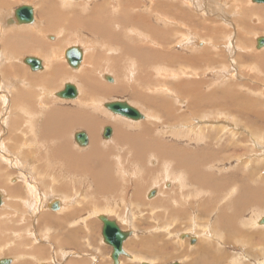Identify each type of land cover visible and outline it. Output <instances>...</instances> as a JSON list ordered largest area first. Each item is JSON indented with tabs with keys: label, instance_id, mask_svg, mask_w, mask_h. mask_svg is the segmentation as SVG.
Listing matches in <instances>:
<instances>
[{
	"label": "bare ground",
	"instance_id": "1",
	"mask_svg": "<svg viewBox=\"0 0 264 264\" xmlns=\"http://www.w3.org/2000/svg\"><path fill=\"white\" fill-rule=\"evenodd\" d=\"M233 1L236 3L235 11L232 12L231 10L227 14L225 9H231L233 6L232 0H226L224 2L222 0H185V2L184 0H89V12L85 18L78 15L69 16L66 27L70 30L77 28L84 29L89 34L100 36L101 50L96 51L97 56L94 58L85 60V56H83L77 68L70 66L66 60V53L71 49L70 47L64 48L61 53L56 52L61 59L66 61L67 66L58 63L55 66L56 70H54L53 76L56 75V79L53 88L62 80L68 82V79L72 76L71 69L78 70L84 65L87 70L82 76L84 80L83 85L90 83L88 85L95 87L96 91L100 92V95H105L103 92L106 90L109 92L118 91L116 93L118 94L119 92L132 89L133 94L138 99L144 100V104L147 103L148 105L149 103L150 105L146 107V104H142L145 107L140 106L141 108L137 110L143 118L133 120L115 114L106 107L110 102L121 100H114L112 97L113 100L111 101H107L106 99L101 104L99 101L97 106L100 109L95 105L92 108L90 107L91 110L103 109V113L112 114L109 118L112 119L113 117L112 120L119 123H114V125L102 124L100 129H94V132L90 131L88 133V129L83 124L76 123L78 117L76 119L72 118L69 116L71 113H64V110L61 111L62 108H47L44 105L29 107L32 106L31 92L15 94L14 102L12 101L14 107H8L11 104L3 107L1 103L0 225L3 228L5 219L16 217L14 226L10 228V231L12 230L16 233L7 240L8 243L11 242V239L16 238L17 240L13 241V243H16H14L16 246L10 245L4 248L2 245L4 249H2L1 255L12 253V256L11 258L0 256V261L8 259L10 260V264H34L33 261L36 258L39 264H55V258L53 261H48V259L41 260L43 258L41 253L44 251L42 249L45 245H49L43 237H53L55 239L54 235L57 232L53 231L52 234V230L58 232L61 230L65 231L67 240L60 243V246H65L66 250L72 244V246L76 247L77 245L78 247L83 239L86 245L87 239L91 238L90 236L94 232L91 230L92 222H89L90 224L87 226V219L92 216L85 218L83 214L86 212H84L86 202L94 207L92 214L97 218L101 216L107 217L109 215L111 217L109 218L108 216L107 218L117 223L118 219H122L123 216L126 221L124 224L131 226L134 221V216L130 210H127L123 214L121 213L117 205L119 202L117 201V188L120 187L119 180L122 177H129L134 171L133 169L126 171L122 167L133 168V165H135L136 169L141 168L144 177L145 175L146 177L147 175L149 176L146 180L142 177V180L145 183H151V185L143 192H137L138 198L134 200L135 202L133 201V205L142 202L141 205L148 206L151 200L147 201L145 198H152L157 195V198L151 202L157 199L162 200L161 197L159 198L160 194L166 193L163 195H169L179 186L175 203L181 205L184 202L187 207L185 210H179L181 212H177L176 215H183L187 219L192 218L190 220V222L192 221L190 226L192 225L194 231H198L202 235V238H199L198 233L194 234L192 232L193 229L191 232H188L190 228L185 230L187 233H183L181 236L185 235L183 237L193 238L196 241L195 245L192 246L195 249L193 254L200 257L201 264H225L224 260L227 256L221 258L214 252L212 253L211 241L204 240L207 236L211 238V232L219 226L229 232V234H226V243L234 251L237 249L236 252L239 253V257L241 258V261L237 262L242 264H264V234L252 232L253 226L264 230V224H262L264 216H253L251 220H245L244 217L248 213L244 212L246 210L244 207L249 204H256L254 203L256 201L257 203L260 202L256 205L258 209V207H261L263 197L261 194L258 196V194L248 193L245 185L241 184L242 182L240 184L237 182L236 179L239 175H237L238 177L234 176V178L231 176L233 174L230 175V173L236 170H244L243 168L246 166L247 161L242 164L243 160L241 161L239 159L245 156V152L248 154V148L250 149L247 146L249 136L252 135L251 138H255L254 141L252 140L253 143L259 145L256 147L253 146L255 148L259 147L261 151L263 150V153L260 152L259 157L256 158L258 162L262 164L264 158V134L256 130L257 123L264 122V88L258 87V84L255 86L249 83V80L244 81L243 79V82L242 80H238L236 69L238 67L235 64L238 62V65L243 64L247 67V70L239 75L244 74L247 76L250 71L253 80H255L254 82L264 83V49H262L263 47H257L259 38H264V35L255 34L252 42L250 39V32L253 30H260L264 33V8H260L261 13L259 9L255 12L254 17H249L250 25V23L247 24V22H244V17L242 16L246 12L245 4L247 0ZM6 2H8V9L11 10L14 7V2L9 0H6ZM42 2L46 3V0H42ZM1 4H3V0H0ZM187 4L193 7L194 10H191ZM31 8L33 10V19L28 22L22 21V23H30L29 25L35 23V8L32 6ZM218 13H221L222 16L225 14V17L229 13H233L234 20L242 22L241 25L246 27V30L250 33V38L246 31L245 33H239L238 36L236 35L241 41L235 40L237 39L235 36L229 38L234 33H232L231 28L230 30L222 25H218ZM198 14L200 15L198 16ZM210 18L214 19L211 31L215 35V38L208 35L207 32L202 31V29L200 33H196L190 29V22L192 21V25L195 26L197 21L207 30L211 23ZM216 20L217 24H215ZM226 23L228 27L232 26L228 18L224 20V24ZM254 23L257 24L253 25ZM235 24L233 23L232 26L234 32L240 28L239 26L237 28L234 27ZM214 28L216 29L213 30ZM204 37L207 38L205 39ZM41 40H37L35 42L36 44L34 46L32 45L35 49V53L32 54L33 56L37 55L42 57L52 50L56 51V47L60 44V42H56L57 38L52 35H48L47 37V40H50L52 43H44L45 41L42 40V42ZM37 43L43 44L45 48H41ZM22 45L25 46V43L22 42ZM246 45L251 47L248 48ZM242 47L246 49L243 50L241 49ZM257 49L262 50L258 51ZM38 50L40 51L36 53ZM43 50L47 52H43ZM235 51L237 52L235 53ZM113 53L116 54L115 57H112ZM32 58L39 59L37 57ZM41 64V70H43L44 64L43 62ZM25 65L30 64L25 62ZM27 67L32 71L29 66ZM10 69L13 70V68L9 67L5 72L4 67L0 65V89H3L1 86L3 81L5 84H8V82L13 80L12 77L6 78V74L9 76L12 74ZM14 72V77H21L19 73ZM97 73L100 76L99 78L97 77ZM130 73L132 74L131 76ZM208 76H212L213 80L209 81L210 78L208 79ZM33 77L35 78L37 76L33 74ZM68 84L71 83H66L62 89H58L59 92L58 90L54 92L60 101H63L62 99L64 98L61 99L58 94L62 93ZM9 85L12 89H17L13 86L17 85L16 80L13 84ZM233 89H237L238 92H235ZM154 93H161L168 96L175 94V97L177 96L178 98L175 100L177 104H170L167 102L168 100H161L164 97H153ZM239 94L242 97H236ZM7 95L8 93L6 92ZM88 95L90 96V93ZM127 95L129 96V94ZM6 96L1 98L4 100V103H7L5 102L7 100ZM34 96L35 94L32 95V99ZM107 96L109 97V95ZM226 99L230 100V107L234 108L232 111H236L238 114L235 116L232 114V118H227L226 116H220L219 119L210 117L216 114L213 110L222 111L227 114V110H225L227 106L222 107L221 105ZM127 100L124 101L135 108L132 102L130 103ZM75 102L79 103V99L71 103ZM178 105L182 107H177ZM204 105L208 107H204ZM147 109L153 110L152 113L154 114L156 112L159 113V117H162L161 119L164 120V124H169L162 127V129H167L162 134L160 132L162 130L158 127L160 121L157 124L158 120L151 121V124L141 126L145 116L142 112ZM206 110H209V113L202 116ZM27 111L33 112L30 114V118L35 120L30 126H28V123L25 121V116L22 114ZM201 117L208 119L198 122V119ZM84 118H88L86 112ZM146 119L148 120V117ZM88 121L89 128H91L92 120L90 119ZM59 122L63 129L68 130V134L73 123L76 124L72 129L78 126L82 128L74 131L75 133L72 137L76 148L80 150L77 155L71 152L68 144L69 140L67 141L68 138L65 137L60 129ZM129 126L131 128H137L138 131L136 130L137 132L134 134L132 132L129 133L125 130L127 128L130 131ZM106 127H110L111 129L109 138L103 136ZM151 129L152 133H154L153 130H156L157 134L152 135ZM16 131H19V135L16 134ZM80 132L86 134L88 140L86 144H79L76 141V134ZM29 134L32 135V141H29L27 137ZM246 134H249V136ZM61 137H64L63 141H61ZM166 137L169 138L166 139ZM185 139L186 142L184 144L177 142ZM18 143L20 144L18 145ZM234 146L242 147L245 152L244 150L241 154L234 152L231 150ZM43 152H50L47 158L42 155ZM153 157H155V161L152 160ZM256 159H253L252 163ZM233 161H239L236 166L234 165V168L227 167L225 164ZM152 162H155V166L152 165ZM218 162L224 164H219ZM116 163L118 165L114 167ZM165 163L172 166L170 168L171 173L164 168ZM213 163L218 164L216 168L219 171L228 172L229 177L227 178L226 176L225 180H222L217 177V179H214L211 177L212 175H208L206 170ZM33 165L37 167L36 173L42 180H38L30 170V166ZM148 166L151 167V172L149 171L150 169L147 170ZM94 168L99 169V171L96 172ZM177 169L182 170V172H178ZM257 172L256 174L258 175L259 173ZM11 175L16 178H11ZM258 179V181L264 183L263 178ZM128 180H131V178ZM20 181L24 182V187L19 185ZM175 181H177V184H174ZM91 182H93V185ZM12 183H16V185L10 188ZM162 184L164 185L162 186ZM86 186H94V190L97 192L91 191L92 194L95 193L91 196V193L85 192L84 187ZM21 190L25 191L22 195L23 197L18 196ZM60 191L62 194L58 193ZM152 191H154V195L150 197ZM12 192H18V194L10 196ZM48 192H51L49 196ZM64 194H69L70 196ZM96 196H104V205H100L102 200L95 199ZM37 198L46 201L49 208L48 213L40 218L32 216L33 214H30L32 212L29 211L30 203H33ZM7 199H20L22 202L10 203L3 212ZM100 199L102 198L100 197ZM122 201L126 202L125 198ZM20 203L22 206H17ZM218 203L221 205V208ZM55 206L58 208L57 210L54 208ZM191 207H194V216L198 212L196 217L189 215V209ZM230 209L235 210L234 215H229ZM53 213L58 214L57 218L52 221H46V218H51ZM157 216L159 220L163 219L162 214H157ZM157 216H155L156 219ZM143 217L145 216L143 215ZM17 220L24 223L23 226L29 232L30 239L23 237L25 233H17V231L19 232L21 230V228L18 230L17 223L19 222ZM82 221L90 232H84L82 229ZM34 222L38 224V227L33 226ZM73 225L79 229L73 230ZM35 228H38L37 241L44 240V244H40L42 242H36V244L31 242L34 239L35 233L33 230ZM157 228H159V225H157ZM204 228H206V231H204ZM166 233L170 234L171 231L169 230ZM255 240H260L261 244L259 245V249L263 253L257 251L256 245L254 244ZM143 246L147 250L148 246L145 242ZM49 247L52 249L51 245ZM56 248L55 256H58L57 253L61 250L58 245H56ZM154 248L152 246L149 249ZM254 250L258 253L254 254ZM125 251L128 253L126 257L129 258V261L138 260L139 264H156L150 262V260L146 261V251H142L140 258L133 255V252L129 250ZM16 255H21L20 260H18L19 256L16 257ZM69 255H65L63 258L65 260L64 263L59 262L61 264H71L73 261L69 259ZM79 255L82 256L83 254L79 253ZM189 255L192 256L191 254ZM119 260L121 264L122 258ZM82 261L85 263L86 260H79L78 264H83ZM193 262L198 263L197 258ZM178 264L182 263L179 262Z\"/></svg>",
	"mask_w": 264,
	"mask_h": 264
},
{
	"label": "rangeland",
	"instance_id": "2",
	"mask_svg": "<svg viewBox=\"0 0 264 264\" xmlns=\"http://www.w3.org/2000/svg\"><path fill=\"white\" fill-rule=\"evenodd\" d=\"M222 1L224 2L226 0H222ZM12 2H14V10L8 9V2H6V0H3V4L0 5V65H1V67L2 66L4 67L5 72H6V70L9 69V67L10 68H13V70L10 69L12 71V74L10 76L6 74V78L12 77L13 80L10 81V82H8V84H5L4 81L1 83V86H2L3 89H0V91H1L0 92V108L2 107V104H3V107H7L9 104H11V105L8 106V107H14V103L13 102H14L15 94H18V93L19 94H22V93H26V92H31V105L32 106H29V107H36L37 106V103L40 102L39 104L44 105V107H47V108H58V107H59L58 109H61L62 108L61 111L64 110V113H71L69 116H71L72 118L76 119V117H78V120H77L76 123H80L81 122L84 125V127L86 129H88V127H89L88 126L89 121L84 118L85 112H86L88 118H90V119L97 118L99 120V123L100 124H104V125L105 124L106 125H114V123L115 124L119 123V122H114L112 120L113 117H112V119L109 118L110 116H112V114H110V113L109 114L103 113V111H102L103 109L102 110H99L100 108L97 105H96V107H98L99 109H92L91 110V108L94 107L93 106L94 104H92V101H90V100L89 101H86L85 100L86 95H88L89 93H90L91 98L94 99V100L100 101V104L102 102L106 101V99H107V101H111L113 99L114 100L116 99V100L124 101V100H127L128 99L127 101H129L130 103L132 102V104L138 110L141 107H145V106L148 107L150 105L149 103H148V105H147V103H145L146 104L145 105L144 102H143L144 100L138 99L136 97V95L133 94L132 89H128V90H126L124 92L123 91L122 92H119L118 94H120V95L116 94L118 91H113V93L110 91V93H109V91L106 90L105 92H103V93H105V95L104 94L100 95L96 91L95 87L90 88L89 85H83L84 84V81L82 79H80V78L78 80H75V79H71L70 78V80H69V81H76L78 84H80L82 90L85 89L81 93V97H80L79 103L78 102L68 103V102H65V101H60L58 99V97H56V95L54 94V92L56 90H58V89H62L63 83L61 81L58 85L55 86L56 89L53 88L55 79H52V77H49L48 74H47V76H44L46 73L49 72V67H45V69L42 72H40V73L37 72L38 73L36 75L37 77L34 78L32 71H30L28 69V67L25 65V62H26L25 59L27 58L26 55H29L31 52H34L35 49L32 47V45L31 46H28V47H23L22 42L25 43V41L23 40V38H29V37H23L24 36V33H25L24 25H22V21L18 20V17L16 15V13H17L16 11L19 10V9H21V8H23V7H26V6H29V7L32 6L35 9H37L38 3H37L36 0H12ZM184 2H185V0H184ZM232 2H233V6L231 7V9H225V12L227 14L231 10H232V12L235 11L236 3L233 0H232ZM253 2H252V0H247L246 1V4H245V10H246V12H244V15H242V16L244 17V22H247V24L250 23L249 17H251V18L254 17V14H255V12L257 10H259L261 7L264 8V3L259 4V3L255 2V0H253ZM184 4H186V3H184ZM190 8H191V10H194L193 7H190ZM252 11H254V12L251 13ZM40 12H41V8H40ZM82 12H80L79 15H82V16H84V14L86 15V13H82ZM260 13H261V9H260ZM199 15L200 14H198V16ZM223 15L224 16H222L221 13L220 14L218 13V15H217V19L219 21V24L218 25H220V26L222 25L223 27H225L227 29H230L231 28L232 30L231 29L230 30L232 31V33H234V35H232V37L230 36L229 38H233V36H235L237 38L235 40L241 41L240 38L237 37V36H238L239 33H242V32L245 33V31H246V33H248V31L246 30V27H244V26L241 25L242 22H238L237 20H234L233 13L232 14L229 13V15H226V17H225V14H223ZM223 17H224V19H223ZM41 18L43 19L42 16H41ZM192 18H194V17H192ZM226 18H228L230 20V23L232 24V26H233V23H236L234 25V27L237 28V26H239L240 27L239 30L236 29L235 32H234V30H233L234 28L231 25H230L231 27H228L227 26V23L224 24V20ZM209 20L211 21V23L209 24L207 30L204 29L202 27V25L200 23H198L196 20H195L196 21V25L195 26L192 25V21L190 22L191 23L189 25L191 27L190 29L191 30H194L196 33H200L201 32V29H202V31L207 32L208 35H211V36H213L215 38V35L211 31L212 25H213L212 22H213L214 19L210 18ZM215 24H217V20L215 21ZM255 24H257V23H254L253 25H255ZM250 25H251V23H250ZM38 26H39V23L38 22H35L32 25V27L34 28L33 29V32H34L36 38H39L40 40L42 39L43 41L46 40L44 43H47V42L48 43H52L50 40H47V39L44 38L45 34H43L42 32L37 33ZM215 29L216 28H214L213 30H215ZM49 30H50L49 27L44 26L43 32H46V34L49 33L48 35L55 36L57 38L56 42L59 41V38L61 39L63 37L64 31H61V30H54V31L53 30H50V32H47ZM250 33H248V37L250 38V36H249V34H250L251 35V38H250L251 39V42H252L253 38H255V34L264 35V33L262 31H260V30H258V31L257 30L254 31L253 30ZM85 34H87V32H85ZM39 35L42 36V37H40ZM89 38L92 40L90 34L86 36V42H85V45H84V48H83V50H85V53L87 55L92 54V50H90V46H91L92 43H94L93 40L92 41H89V40L87 41V39H89ZM204 38L206 39L207 37H204ZM98 40L99 39H97V42H98ZM64 41L65 40H62L60 42V44L55 49L56 51H58V52L61 53V52H63L64 48L69 44V42L72 43L71 40L68 43H65ZM38 44L39 43H37V45ZM39 45L41 46V48H45L43 44L42 45L39 44ZM246 46L248 48L251 47V46L249 47L248 45H246ZM243 47L241 49H243V50L246 49V48H243ZM262 49H264V47ZM262 49H257V50L260 51ZM94 50L99 51L100 49L98 50L97 48H95ZM28 51H30V52H28ZM43 52H47V51L46 50H43ZM236 52L237 51H235V53ZM46 54H47L48 57H50V53L49 54L46 53ZM59 60L61 61L59 63L60 65L67 66L66 63L63 61V59H61L59 57ZM235 64L238 67V68H236L237 69V75H238L237 76V79L238 80H240V81L242 80V82H243V79H244V81L245 80H249L248 81L249 83H252L255 86H257V84H258V87L264 88L263 87L264 86V83L263 82H262L263 84L261 82H259V81H258L259 83H257V81L254 82L255 80H253L250 71H249V75H247V76H245L244 74L239 75L240 73H243V71L247 70V67L244 66L243 64H239L238 65V62H236ZM14 71H16L17 74L19 73V75L21 77L20 78L19 77H14V74H15ZM185 77H188V76H185ZM208 79H209V81L210 80H213V77L212 76H208ZM15 80L17 81V85H13V86H15L17 89H12L11 87H9L10 86L9 84H13ZM225 87H227V86L225 85ZM233 90L235 92H238L237 89H233ZM6 92L8 93L7 96H6ZM92 92H93V95H92ZM33 94H35V96L32 99V95ZM127 94H129V96ZM107 95H109V97ZM172 95L173 96H170V95L168 96V95H163L161 93H154L153 94V97H156V98H158V97H164L161 100H165V101L168 100L167 102H169L170 104H172V103L173 104H177V102L175 101V100L178 99L177 96L175 97V94H172ZM3 96H6V99L7 100H5V102H7V103H4V100L1 99ZM44 96H45V98H44ZM117 96H120V97H117ZM9 97H11V98H9ZM112 97H113V99H112ZM170 97H171V99H170ZM174 97H175V99H174ZM236 97H242V95L239 94ZM172 100H174V101L172 102ZM133 101H134L135 104L133 103ZM229 101H230L229 99H226V101H224L223 103H221L222 107H225V105L227 106V107H225V110H227V114H225V112H222V111L213 110L216 114H214V115H212L210 117H214L216 119H219L220 116L221 117H225L226 116L227 118L228 117H231L232 118L233 117L232 114L234 116L237 115L238 113L236 111H232V110H234V108L233 107H230ZM45 102H46V104H45ZM49 102H51V103H49ZM213 102H215V101H213ZM142 104L145 105V106H143ZM150 107H152V106H150ZM177 107H182V106H179L178 105ZM204 107H208V106H205L204 105ZM216 107H218V106H216ZM79 110H80V112H75V111H79ZM183 110H184V107H183ZM152 111L153 110L147 109V110H144V112H142L143 115H145V116H144L143 122L141 123V126H143L144 124H151V121L154 122V121H157L158 120L157 121V124L160 121V124L158 125V127H160V130H162V131H160L161 134H162V132H164V131L167 130L165 128L162 129V127L165 126V125H169V124L168 123L167 124H164V120L161 119L162 117L161 118L159 117V113H157L155 111L156 113L154 114V113H152ZM208 111L209 110L204 111L202 116L207 115L209 113ZM32 113H33L32 111H27L25 113H22L25 116V121L28 123V126H30V124H33L35 122L34 119H31L30 118V114H32ZM92 115H94V116H92ZM147 117H148V120L146 119ZM205 119L206 118L201 117V118L198 119V122H200V121L202 122ZM110 120H112V121H110ZM76 123H73L72 124V127ZM100 126H102V125H100ZM80 128L81 127L78 126L77 128L71 129L69 131L70 132L69 133L70 135L68 134L69 135V138L67 139V141L71 139L72 133H74V131L80 130ZM129 128H130V131L127 128H125V130H127L129 133L132 132L134 134V133H136L138 131L137 128H134V127L131 128L130 126H129ZM95 129H97V128H95ZM149 130H150V128H149ZM256 130L257 131H260V132H263L262 134H264V122H258L257 125H256ZM18 132L19 131H16V134H18ZM153 132L154 133H152V129H151V134L152 135H156L157 134V131L156 130H153ZM88 133H90V132H88ZM0 134H1V132H0ZM30 135L31 134L27 135V137L29 138V141L30 140L32 141V135L31 136ZM246 135L249 136V134H246ZM249 137H250L249 138V141L250 142L248 141L247 146H249L250 149L248 148V154L245 152V150L242 147H235L234 146V147L231 148V150H233L236 153L239 152L240 154L243 153V150H244L245 156L240 157L239 160H241V161L243 160L244 161V162L242 161V164L245 163V161H247L248 164L246 163V166L243 168L244 170H242V169L236 170V171L230 173V175L233 174V175H231L232 178H234V176L239 175V177L237 176L238 178L236 180H237V182H239V184H240V182H242L241 184L245 185V189H246V191L248 193L258 194V196H259V194H261L262 197H263V202L261 203V207H258V209H257V206L256 205H258L260 202L257 203L256 201L254 202L256 204H249V205H247V206L244 207L246 209L244 212H248L244 216L245 217V220H251V218L253 216H261V217L264 216V191L262 192V190H264V183H261L260 181H258L259 180L258 178H261V179L263 178V180H264V173H263L264 172L263 171L264 170L263 169L264 168V158L262 157L263 158L262 164L258 162V159H256V158L259 157L260 152L263 153V150L261 151L259 149V147L258 148H255L258 145L256 143H253V141L255 140V138L253 137L254 139H252L251 138L252 135L249 136ZM168 138L169 137H166V139H168ZM63 140H64V137H61V141H63ZM177 142L179 144H184L186 142V139L185 140H182V141H177ZM249 143L252 145V147H251V145ZM19 144L20 143H18V145ZM68 144L70 146L71 152L74 155H77L80 152V150L78 148H76V146L71 142V140H70V142H68ZM222 152H224V151H222ZM49 153L50 152H43L42 155H44L47 158L48 155H49ZM254 153L255 154L258 153V154L255 155ZM154 159H155V157H153L152 160L155 161ZM253 159H256L253 162L254 164L256 163L255 164L256 166L252 163ZM257 162L259 164H261V165H259ZM237 163H239V161L238 162H234L233 161V162H229V163H225V164L227 165V167L234 168L237 165ZM219 164H224V163H219ZM152 165L155 166V162H152ZM217 165H218L217 163L216 164L213 163L211 166H208V169L206 170V173L208 175H210V176L212 175L211 177H213L214 179H217L218 178V179H222V180L224 179L225 180L226 176L228 178L229 177V174H227L228 172L225 173V172L219 171V169L216 168ZM257 166L260 167V168H258ZM124 167H126V166H124ZM171 167L172 166L170 164L165 163L164 168L168 172H170V168ZM249 167H250V169H249ZM147 168L146 169L149 170L151 167L148 166ZM152 168H153V166H152ZM30 170L34 173V175L36 176V178L38 180H42L39 177V175H37V173H36L37 172V167L36 166H34V165L33 166H30ZM133 170H134L133 173H131L130 175L128 174L129 177L128 176L126 178L125 177L124 178L122 177L119 180V182H120L119 184L122 187L123 192L126 191V190H128V189L131 190L129 192V195H132V193L135 192L138 187H146L145 186L146 184H145L144 180H142V177L145 180H146L147 177H149L148 175H147V177H146V175L144 177L142 175L143 172H139V171H142V170L141 169L136 170L135 165H133ZM252 170H253V173H255L254 175L252 173ZM149 171L151 172V169ZM178 172H182V170H178ZM229 172H231V171L229 170ZM256 172L259 173V174L257 175ZM260 172H262L263 175H262V173L260 174ZM14 173H16V171H14ZM137 173H140L141 174V177H139V176L136 177L137 176ZM49 174H51V173H49ZM140 174H138V175H140ZM246 174H247V176H246ZM187 175L189 176V174H187ZM11 178H16V177H14V176L11 175ZM129 178H131V180H128ZM139 178H141V180H139ZM255 179H256V181H254ZM138 180L140 181V183L138 182ZM90 181H91V179H90ZM130 182H131V184H130ZM136 182H138V183H136ZM91 183L93 185V182H91ZM174 184H177V181H175ZM14 185H16V183H12L10 185V188H12ZM19 185H21L22 187H24V182L23 181H20L19 182ZM163 185L164 184H162V186ZM128 186H129V188H128ZM15 188H17V186H15ZM94 188H95L94 186H91V189H93L91 191L92 192H97L96 190H94ZM188 188H189V186H188ZM132 189H134V190H132ZM41 191H43V189H41ZM140 191L143 192V189H140ZM178 191H179V186L177 187V189L173 190L169 195H163V194H166V193H163L160 196L162 200L157 199L154 202H151V201H153L154 199H156L157 198L156 197L157 195L154 196V197H152V198H149V197L148 198H145V200H147V201L148 200L149 201L151 200L150 203L148 204V206L141 205L142 202H139L138 204H135V205H133L132 202H125L124 203V206L120 207V211H121L122 214L125 213L127 210H130L131 213H132V215L134 216V221H133V224H131V226H128V225H125L124 224L126 221H125V218L123 216H122V219H118V222H117V224L121 227V229L123 231H125V232H131V234L128 236L127 241L125 243L124 250H129L130 252H133V254L136 255L139 258L141 257L142 251H146L145 252V254H147V256L145 258L146 261H149L150 260V262H154L156 264H170V263L172 264L173 262H178V263L181 262L182 264H196V263L193 262L194 256H195V254H193V253L195 252V249H194V247H192L196 243L195 240L193 241L195 243L192 244V243H190L191 239L189 237H183L185 235H183V236H181V235L183 233H187V232H185V230H187L189 228L190 229H189L188 232H191V230L193 229L192 232H194V234H197L198 233L199 234L198 236H200L199 237L200 239L202 238V235L198 231L197 232L194 231V228H193L192 225H191L192 226V228H191L190 224L192 223V221L190 222V220H192V218H188L187 219L183 215L177 216L176 214H173V212H175V213L181 212L179 210H181V209H184L185 210L186 207H187L186 204H184V202L181 205L180 204L177 205L178 203L177 204L174 203V205L172 204V201H175L176 193ZM24 192H25L24 190L23 191L21 190L20 194H18V192H15V193L12 192V194H10V196H13V195H17L18 194L19 197H23L22 195H23ZM49 193H51V192H48V196H49ZM58 193L62 194L61 192H58ZM66 194H64V195H66ZM93 194H95V193H93ZM93 194L91 193V196H93ZM96 195H98V194H96ZM66 196H70V195L68 194ZM91 196H90V198H92ZM100 197L102 199H100ZM100 197L99 196H96L95 199L102 200V202L100 201L101 203L100 202L99 203H100V205H104L103 200L105 198H104V196H100ZM143 200H144V197H143ZM14 202L19 203V202H22V201L20 199H7L6 205L4 207L5 209L3 210V212L6 210V208L9 206L10 203H14ZM119 202H123V201H119ZM20 205L22 206L21 203L18 204L17 206H20ZM141 206H143V207H141ZM219 207L221 208V205L220 204H219ZM79 208H81V207H79ZM193 208L194 207H191L189 209V215L191 217L194 216V210H193ZM55 209L57 210L58 208H55ZM143 209H145V210H143ZM29 211L32 212V213H30V214H33L32 216L37 217V218H40V217H43L45 214L48 213L49 208L47 206V202L46 201H44L43 199L37 198V199L34 200L33 203H30ZM93 211H94V207H92L91 205H89L86 202V209L84 210L85 213H83V214H84L85 218H87L88 216H92V217H90V218L87 219V226H89V224H90L89 222H92L91 230L94 231L93 234H92V236H90L91 238L87 239L86 245H85V240L83 239L80 242V244L78 245V247L76 245L77 249H76L75 246H72L73 245L72 244V245L69 246V248H67V250H66V247L63 248L62 249V252L61 251L59 252L60 253L59 256H55L56 255V250H57V248H56L57 241H53L51 238L43 237L44 240H47L48 244L52 246V249H54V248L55 249L52 251V249H51V247H49V245H45V247L42 249L44 251L41 253V255L43 257L41 260L48 259V261H51V260L53 261L54 258H55V260H54V261H56L55 264H61V262L62 263L65 262V260L63 259L65 257V255H69L70 254L69 255L70 256V259H73V260H83L84 259L87 262L85 261V263H84V261H82L83 264H95L94 261L92 262L93 256L95 255L94 256L95 259L98 260L97 264H99V263L100 264H112L110 262L111 261L110 260V257L108 259V256H109V253H110L112 247H110L109 245H107L106 243H104V241L102 239V236H101V234H102V230H101L102 229V222L94 214H92ZM157 214H162L163 215V219L159 220ZM232 214L233 215L235 214V210L234 209H230V211H229V215L231 216ZM57 215L58 214H54L53 213V216L51 218H48L47 217L46 218V221H52L53 219L57 218ZM143 215L145 217H143ZM197 215H198V212L195 213V216L194 217H196ZM20 216H22V215H20ZM108 216L109 215H107V217ZM155 216H157V219H156ZM22 217H24V216H22ZM110 217L111 216H109V218ZM9 219H10V217L8 219H5L4 220V223H3L4 224V227L3 228H2V225H0V246H1L0 247V256L1 257L7 256V257L11 258L12 253H5V254H2L1 255V253L3 251L2 249L6 248V247H9L10 245L16 246L15 245L16 243L15 242H14L15 244L13 243V241H16L17 240L16 238L15 239H11V242L10 243H8V240H7L8 238H10V236L12 237V235H15V233H16L15 231H12V230L10 231V228L14 226V220L16 219V217H13L12 219H10L12 221H10ZM75 220L78 221V219H76V218H75ZM193 220H196V219H193ZM17 222H19V221L17 220ZM94 223H95V225L93 226ZM23 224L24 223L21 222V221L19 223H17L18 230L21 228V230L19 232L17 231V233H25L23 235V237H25L27 239H30L29 232L23 226ZM82 224H83L82 225V229L84 230V232H87V233L90 232V230L87 227L84 226V222ZM157 225H159V228H157ZM33 226L38 227V224H36L34 222L33 223ZM37 229L38 228H35V230H33L34 233H35V235H34L33 241H31V242L33 244H36V242H42L40 244H44L45 243V242L43 243L44 240L43 241H37V237H38L37 236L38 235V230ZM70 229H71V227H70ZM75 229H79V228H77V227H75L73 225V230H75ZM132 230H133L134 233L132 232ZM161 230H162V232H161ZM163 230H164V232H163ZM169 230L171 231V233L170 234H167L166 232L169 231ZM53 231L57 232L54 235L56 237V239L64 238V235H66L65 234V231H62V230L60 232H58L56 230H52V234H53ZM204 231H206V228H204ZM252 232L264 234V230H261V229L257 228L256 226H253L252 227ZM163 233H165V234H163ZM226 234H229V232L226 231V229L224 230V229H222L219 226V227H216V229L213 230V232H211V238H209L207 236V238H204V240L211 241V244H212V249L211 250L214 251V249H215L214 253L217 256H219L221 258H224L225 256H227V258L224 260V263L225 264H242L240 262H237V261H241L240 260L241 258L239 257V253L236 252L237 249L234 251L230 247V245H228L226 243ZM85 235H88V234H85ZM223 240H224V242H223ZM144 242L148 246L147 250L143 246V243ZM199 243H200V241H199ZM76 244H77V242H76ZM150 244H151V246H150ZM189 244H191V245H189ZM254 244L256 245L257 251L259 253H263V251H261L259 249L260 248L259 245L261 244L260 240H255ZM2 245H3L4 248L2 247ZM152 246H153V248L155 247L154 249L157 248V250H148ZM45 248H47V249L45 250ZM79 248H80V250H79ZM257 251L254 250L253 253L254 254H257L258 253ZM79 253H82L83 255L80 256ZM188 254H191L192 256H190V255L188 256ZM20 256L21 255H16V257L19 258L18 260H20ZM52 256H53V258H52ZM29 258H34V257H29ZM121 258H122L121 264H139V261L138 260H136V261L135 260L129 261L128 260L129 258L126 257L125 255L122 256ZM196 258L198 260V264H201L200 257L199 256H196ZM31 261H33V260H31ZM59 261H61V262H59ZM33 262H34V264H39V261L36 258H35V260ZM143 263H145V262L143 261Z\"/></svg>",
	"mask_w": 264,
	"mask_h": 264
},
{
	"label": "crops",
	"instance_id": "3",
	"mask_svg": "<svg viewBox=\"0 0 264 264\" xmlns=\"http://www.w3.org/2000/svg\"><path fill=\"white\" fill-rule=\"evenodd\" d=\"M9 1H12V0H9ZM37 1V3H38V5H37V9H35V14H34V20H35V22H40V20L42 19L41 18V16L43 17V19H42V21L39 23V26H38V31H37V33H40V32H42L43 34H45V36H44V38L45 39H47V37H48V34L49 33H47L46 34V32H43V28H44V26H46V27H49V29L50 30H61V31H64V34H63V37L60 39L59 38V41L58 42H61L62 40H65L64 42L65 43H68L70 40L72 41V43H70L69 42V44L65 47V48H67V47H70V48H73V47H78L79 49H80V51H82V54H83V56H85V60L86 59H91V58H94V57H96L97 56V52H96V50H94L95 48H97L98 50L100 49L101 50V48H100V44H101V37L100 36H97V35H92V34H90L91 35V38L93 37L94 39H95V41H94V39L92 38V40H93V42L95 43H92L91 44V46H90V50H92V54H90V55H87L86 53H85V50H83V48H84V45H85V42H86V36L87 35H89V33H87V34H85V32H87L86 30H84V29H80V28H77V29H73V30H70V29H68L67 27H66V23L68 22V18H69V16H73V15H78V16H80V17H83V18H85L87 15H88V12H89V0H46V3H43L42 2V0H36ZM96 1H99V0H96ZM27 5V4H26ZM40 8H41V12H40ZM11 10H14V7L11 9ZM83 11V12H82ZM80 12H82V13H86V15L84 14V16H82V15H79V13ZM30 24V23H29ZM29 24H25V23H22V25H24V29H25V33H24V36L23 37H29V38H23V40L25 41V46H23V47H28V46H31V45H33L34 46V44H35V42L37 41V40H39V38H36V36H35V34H34V32H33V27H32V25H29ZM42 27V28H41ZM49 30V31H50ZM86 35V36H85ZM40 36V35H39ZM40 37H42V36H40ZM34 40H33V39ZM97 39H99L98 40V42H97ZM92 41L90 38L89 39H87V41ZM44 41H46V40H44ZM34 42V43H33ZM48 43V42H47ZM49 44V43H48ZM32 46V47H33ZM99 50V51H100ZM40 50H38L36 53H38ZM28 52H30V51H28ZM56 52H58V51H50L49 53H50V57H48L47 56V54H45V55H43V57H39V56H37V55H35V56H33L32 54H34L35 53V51L34 52H31L29 55H26V57L27 58H30V57H37V58H39L40 59V61L41 62H43V64H44V69H45V67H49V72L48 73H46L45 75L47 76V74L49 75V77H52L53 76V72H54V70H56L55 69V66L57 65V63L59 64L61 61L59 60V56H57L58 55V53H56ZM48 53V54H49ZM187 55H189L188 53H187ZM116 56V54L115 53H113L112 54V57H115ZM26 58V59H27ZM25 59V60H26ZM63 61L66 63V61L63 59ZM66 65H67V63H66ZM133 65V64H132ZM27 66H29L30 68H31V70L33 71L32 73L34 74V75H37L38 73H40V72H42L43 70H41V68H42V64H41V68L40 69H38V70H33V68L30 66V65H27ZM41 70V71H40ZM86 70H87V68L83 65L82 67H80L78 70H73V69H71L70 70V72L72 73V76L70 77L71 79H75V80H78L79 78L80 79H82V76L86 73ZM35 72H38V73H35ZM44 75V76H45ZM132 74L130 73V76H131ZM96 76V75H95ZM94 76V77H95ZM97 77L99 78L100 76L98 75V73H97ZM70 78L68 79V82L67 81H65V80H62V83H63V85H62V87L66 84V83H71V85H75L76 87H77V90H78V96H77V98L76 99H74V100H69V99H62L63 101H65V102H68V103H71V102H74V101H76V100H80V97H81V93H82V90H81V86H80V84H78L76 81H69L70 80ZM53 79H56V75L55 76H53ZM83 80V79H82ZM84 81V80H83ZM88 84H90V83H88ZM87 84V85H88ZM89 87H90V85H89ZM90 88H92V87H90ZM65 90V89H64ZM58 92H59V90H58ZM98 93L100 94V92L98 91ZM110 93V92H109ZM113 93V92H112ZM44 98H45V96H44ZM85 100L86 101H92V104H94L93 106H95V105H97V103L99 102L98 100H94V99H92L90 96H88V97H86L85 98ZM94 100V101H93ZM105 102V101H104ZM103 102V103H104ZM40 102H38L37 103V105H41V104H39ZM91 104V105H92ZM105 111L106 112H108V110L107 109H105ZM57 112H59V111H57ZM74 112V111H73ZM75 112H80V110L79 111H75ZM88 120H90L89 118H87ZM92 120V127L91 128H89L88 127V131L90 132V131H92V132H94V129L95 128H97V129H100L101 128V126L100 125H102V124H100L99 123V120L97 119V118H93V119H91ZM81 123V122H80ZM82 124V123H81ZM75 126V125H74ZM73 126V127H74ZM84 126V125H83ZM88 126H89V124H88ZM100 126V127H99ZM59 127H60V129L62 130V132L64 133V135H65V137L66 138H69V135H68V130H66V129H63L61 126H60V122H59ZM72 127V128H73ZM71 128V129H72ZM70 129V130H71ZM75 133V132H74ZM74 133H72V135H71V142L74 144V141H73V139H72V137H73V134ZM90 135V134H89ZM68 136V137H67ZM91 137V136H90ZM70 140H69V142H70ZM75 145V144H74ZM100 147H101V144H100ZM111 147H114V146H111ZM102 149V148H101ZM117 165H118V163H116L115 165H114V167H117ZM110 166H112V165H110ZM113 167V166H112ZM124 170H126V171H129V170H132L133 168H128V167H122ZM95 169V171L96 172H98L99 171V169H97V168H94ZM141 169V168H140ZM136 170H138V168L136 169ZM139 172H141V171H139ZM138 174H140V173H137V176L136 177H141V174L140 175H138ZM139 180H141L140 178H139ZM138 180V182L140 183V181ZM146 185V187H138L137 188V190L135 191V192H133L132 193V195H129V192L131 191V190H126V191H124L123 192V190H122V187L120 186V187H118L117 188V192H118V194H117V201H122V199L123 198H125V200H126V202H132L133 203V201L134 200H136L137 198H138V191H140V189H143V191L148 187V186H150L151 185V183H145ZM84 189H85V192H89V193H92L91 192V190H93V189H91V186H86V187H84ZM61 192V191H60ZM162 194H160V196H161ZM159 196V197H160ZM129 198V199H128ZM124 203H125V201H123V202H118L117 203V205L119 206V208L120 207H122V206H124ZM174 203H175V201H172V204L174 205ZM138 204V203H137ZM173 214H176L175 212H173ZM100 218V217H99ZM98 218V219H99ZM100 220V219H99ZM101 221V220H100ZM102 229H103V223H102ZM55 237V236H54ZM53 241H57V245L59 246V249L61 250V252H62V249L63 248H65V246L64 247H61L60 246V243H62L63 241H66L67 240V236L66 235H64V238H60V239H56V237H55V239L52 237L51 238ZM194 241V239L193 238H191V243L193 244V243H195V242H193ZM151 245V244H150ZM148 250H155V249H148ZM112 248H111V251H110V253H109V257H110V259H111V262H112V264H114V262L112 261V257H111V255H112ZM214 251H215V249H214ZM213 250H211V252L213 253L214 252ZM58 254V256H59V254L60 253H57ZM149 254V253H148ZM134 255V254H133ZM95 256V255H94ZM93 256V260H92V262L94 261V263L95 264H97V262H98V260L97 259H95V257ZM136 256V255H135ZM122 257V256H121ZM120 257V258H121ZM119 258V259H120ZM69 259H70V257H69ZM196 259V256L194 257V260ZM70 260H72L73 262L71 263V264H78V261L79 260H73V259H70ZM118 264H120V260H119V263ZM196 264H198V263H196Z\"/></svg>",
	"mask_w": 264,
	"mask_h": 264
},
{
	"label": "water",
	"instance_id": "4",
	"mask_svg": "<svg viewBox=\"0 0 264 264\" xmlns=\"http://www.w3.org/2000/svg\"><path fill=\"white\" fill-rule=\"evenodd\" d=\"M255 2L262 4L264 3V0H255ZM16 15L18 17V20L23 22H28L33 19V10L31 7L26 6L16 11ZM258 48L264 47V38H259L258 40ZM83 54L82 51L78 47H73L69 49L66 53V60L68 64L74 68H77L82 60ZM27 63L31 65V67L34 70H38L41 68V61L39 59L35 58H28L26 60ZM112 80V79H111ZM61 98L64 99H70L74 100L78 96V90L75 85L68 84L65 87V90L62 93L58 94ZM106 107L112 111L115 114L121 115L122 117H126L128 119L133 120H139L142 119L143 116L141 113L134 108L132 105H130L126 101H113L106 105ZM111 135V129L110 127H106L103 133V136L105 138H109ZM76 141L79 144H86L87 143V137L84 132H80L76 134ZM154 195V191L150 194V197ZM1 205V201H0ZM54 208H57L56 206ZM101 222L103 223V229H102V237L104 243L112 247V260L114 264L119 263V258L121 256H128V253L124 250V243L126 241V238L131 234L130 232L122 231L119 227V225L115 221H110L106 216H101L99 218ZM262 224H264V218L262 219ZM0 264H10V260H2L0 261ZM172 264H178L172 263Z\"/></svg>",
	"mask_w": 264,
	"mask_h": 264
}]
</instances>
